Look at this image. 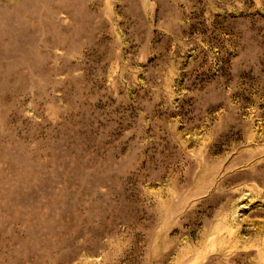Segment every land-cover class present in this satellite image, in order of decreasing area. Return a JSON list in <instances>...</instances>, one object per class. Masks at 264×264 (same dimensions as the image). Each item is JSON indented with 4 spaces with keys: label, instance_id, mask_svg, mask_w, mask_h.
Listing matches in <instances>:
<instances>
[{
    "label": "rangeland",
    "instance_id": "obj_1",
    "mask_svg": "<svg viewBox=\"0 0 264 264\" xmlns=\"http://www.w3.org/2000/svg\"><path fill=\"white\" fill-rule=\"evenodd\" d=\"M0 264H264V0H0Z\"/></svg>",
    "mask_w": 264,
    "mask_h": 264
}]
</instances>
